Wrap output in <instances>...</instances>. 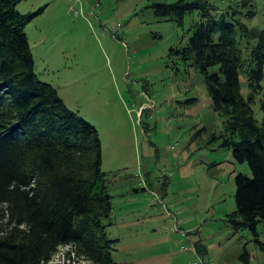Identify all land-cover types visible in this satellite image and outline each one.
I'll use <instances>...</instances> for the list:
<instances>
[{
	"label": "rangeland",
	"instance_id": "rangeland-1",
	"mask_svg": "<svg viewBox=\"0 0 264 264\" xmlns=\"http://www.w3.org/2000/svg\"><path fill=\"white\" fill-rule=\"evenodd\" d=\"M176 0H18L41 10L24 27L37 78L91 124L111 196L118 264H264V228L234 231V175H251L220 146L223 117L211 108L202 75L173 50L183 47L197 12L181 24L156 16L154 3ZM217 10L243 0H207ZM241 18L264 28V0H249ZM251 108L259 123V100ZM240 88L247 94L245 76ZM217 137L212 141L211 137ZM195 246L205 252L195 250ZM59 247L54 262L64 261ZM245 250L249 260L239 255ZM73 264H89L75 261Z\"/></svg>",
	"mask_w": 264,
	"mask_h": 264
},
{
	"label": "trees",
	"instance_id": "trees-1",
	"mask_svg": "<svg viewBox=\"0 0 264 264\" xmlns=\"http://www.w3.org/2000/svg\"><path fill=\"white\" fill-rule=\"evenodd\" d=\"M246 2L221 11L207 0L152 6L178 25L197 12L186 44L173 52L202 75L211 108L223 117L220 146L250 169L234 175L235 209L225 220L256 237V227L264 228V96L259 123L251 105L262 91L264 28L241 20L254 16L241 11ZM17 3L0 0V264H118L111 254L117 240L106 234L112 207L98 133L37 78L24 27L41 10L22 14ZM59 247H67L65 258L54 262ZM239 258L247 263L248 253Z\"/></svg>",
	"mask_w": 264,
	"mask_h": 264
},
{
	"label": "built area",
	"instance_id": "built-area-1",
	"mask_svg": "<svg viewBox=\"0 0 264 264\" xmlns=\"http://www.w3.org/2000/svg\"><path fill=\"white\" fill-rule=\"evenodd\" d=\"M193 264H195V263H193Z\"/></svg>",
	"mask_w": 264,
	"mask_h": 264
}]
</instances>
